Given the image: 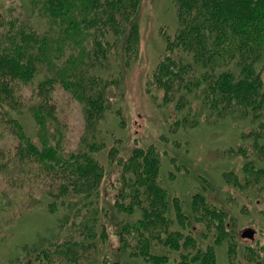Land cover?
<instances>
[{
    "label": "trees",
    "instance_id": "1",
    "mask_svg": "<svg viewBox=\"0 0 264 264\" xmlns=\"http://www.w3.org/2000/svg\"><path fill=\"white\" fill-rule=\"evenodd\" d=\"M172 2L178 27L162 31L165 53L147 91L156 97L152 90H162V101L182 113L177 126L212 115L246 120L250 129L226 152L243 156L241 171L223 176L233 187L261 194L264 167L255 162L264 161V0ZM140 3L0 2V242L9 225L40 202L60 215V229L70 227L64 235L27 243L4 264L91 261L108 242L107 219L116 228L120 258L126 253L150 264H219L224 246L228 264H264V244L240 243L228 212L203 192L193 194L189 211L177 196L169 197L154 144L137 146L128 157L110 147L117 187L111 210L99 204L107 173L97 156L104 147L101 122L111 106L110 86L121 83L124 67L140 55ZM57 87L82 106L84 129L73 147L57 125Z\"/></svg>",
    "mask_w": 264,
    "mask_h": 264
},
{
    "label": "rangeland",
    "instance_id": "2",
    "mask_svg": "<svg viewBox=\"0 0 264 264\" xmlns=\"http://www.w3.org/2000/svg\"><path fill=\"white\" fill-rule=\"evenodd\" d=\"M3 1L11 4V0H0ZM136 19L141 34L139 58L124 67L119 85L110 86L111 106L101 122L104 147L97 156L105 163L107 173L99 204H108L111 210L117 187V163L110 164L107 158L110 147H118V156L128 157L133 148L154 144L161 152L160 180L171 199L177 196L182 208L189 211L193 194L203 192L208 200L228 212L235 238L240 243L264 244V192L260 194L252 188L244 192L228 184L223 176L229 170L241 171L243 156L231 157L226 152L239 143L240 133L249 130L251 125L246 120L212 115L208 119L200 118L193 126H177L176 119L182 113L162 101V90H152L156 97L147 91L148 79L165 53L162 31L174 32L178 27L176 7L172 0H141ZM54 99L59 112L57 125L65 134L67 145L73 147L84 129L82 106L61 87L55 89ZM203 113L207 115L208 111ZM23 119L27 130L33 131V119L29 115ZM255 165L264 167V161H257ZM124 216L127 220L132 218ZM59 217L58 213L48 210L46 201L27 210L20 221L7 228L8 235L0 242V264L11 260L37 238L53 236L56 232L66 234L70 227L60 229ZM106 223L110 233L108 242L101 243L91 261L80 264H150L132 259L126 253L120 258L116 228L110 220ZM249 227L255 230L253 239L241 236ZM225 251L224 246L219 247V264H228Z\"/></svg>",
    "mask_w": 264,
    "mask_h": 264
},
{
    "label": "water",
    "instance_id": "3",
    "mask_svg": "<svg viewBox=\"0 0 264 264\" xmlns=\"http://www.w3.org/2000/svg\"><path fill=\"white\" fill-rule=\"evenodd\" d=\"M254 234H255V230L253 228L249 227V228H246L242 231L241 236L253 239Z\"/></svg>",
    "mask_w": 264,
    "mask_h": 264
}]
</instances>
